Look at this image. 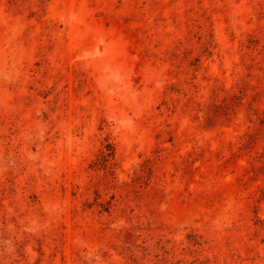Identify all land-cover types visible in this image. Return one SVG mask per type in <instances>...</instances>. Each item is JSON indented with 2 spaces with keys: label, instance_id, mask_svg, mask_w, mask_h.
<instances>
[{
  "label": "rangeland",
  "instance_id": "rangeland-1",
  "mask_svg": "<svg viewBox=\"0 0 264 264\" xmlns=\"http://www.w3.org/2000/svg\"><path fill=\"white\" fill-rule=\"evenodd\" d=\"M0 264H264V0H0Z\"/></svg>",
  "mask_w": 264,
  "mask_h": 264
},
{
  "label": "trees",
  "instance_id": "trees-1",
  "mask_svg": "<svg viewBox=\"0 0 264 264\" xmlns=\"http://www.w3.org/2000/svg\"><path fill=\"white\" fill-rule=\"evenodd\" d=\"M112 155H114V151H112L110 146H108L106 150H102L101 152L102 161L108 162Z\"/></svg>",
  "mask_w": 264,
  "mask_h": 264
}]
</instances>
